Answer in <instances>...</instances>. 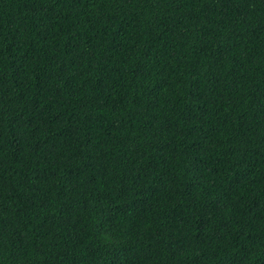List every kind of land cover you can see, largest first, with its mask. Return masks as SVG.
<instances>
[{
	"label": "trees",
	"instance_id": "1",
	"mask_svg": "<svg viewBox=\"0 0 264 264\" xmlns=\"http://www.w3.org/2000/svg\"><path fill=\"white\" fill-rule=\"evenodd\" d=\"M0 264H264V0H0Z\"/></svg>",
	"mask_w": 264,
	"mask_h": 264
}]
</instances>
